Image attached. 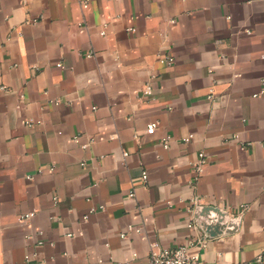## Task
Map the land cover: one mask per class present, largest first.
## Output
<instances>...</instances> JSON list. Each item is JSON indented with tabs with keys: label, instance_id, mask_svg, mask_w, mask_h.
I'll return each instance as SVG.
<instances>
[{
	"label": "crops",
	"instance_id": "1",
	"mask_svg": "<svg viewBox=\"0 0 264 264\" xmlns=\"http://www.w3.org/2000/svg\"><path fill=\"white\" fill-rule=\"evenodd\" d=\"M83 1L0 0V264H264V0Z\"/></svg>",
	"mask_w": 264,
	"mask_h": 264
},
{
	"label": "built area",
	"instance_id": "2",
	"mask_svg": "<svg viewBox=\"0 0 264 264\" xmlns=\"http://www.w3.org/2000/svg\"><path fill=\"white\" fill-rule=\"evenodd\" d=\"M82 4H83V7H87L88 6V0H84L82 2ZM101 33L105 34V31L103 30V31H101ZM88 55H91V53H89ZM159 61L164 65H172L175 61V58L171 54H166V55H161L159 58ZM59 65H61V63ZM144 93L146 95H151L153 93V88H152L151 84L147 83L145 85ZM255 96H257V94ZM210 97H212V95H210ZM55 103L59 104V103H61V100L56 99ZM39 122L40 121H35L32 118H30L26 121L27 125H29V126H32V125L39 123ZM156 125H157V123L152 124L153 127H155ZM80 137H81L80 135H76L74 137V141L80 142ZM192 138H193V135L191 134V135L184 137L183 141L184 142H190ZM91 140L92 139H89L88 143L87 142L83 143L82 147L86 148ZM170 141H171V136L166 135L162 138V145L165 148H168ZM205 162H206L205 154H204V152H200L198 154L197 161L194 163L195 180H198L199 177L204 172ZM82 165H85V163L82 162ZM147 178H148L147 172L143 171V173H142L143 181L146 182ZM131 196L134 197L135 193L131 192ZM192 202L196 204L197 199H192ZM101 208H103V206H101ZM95 210H96L95 208H92L90 210V212L92 213ZM33 216H34V212L24 213L21 215V220H23V221L29 220ZM189 227L194 228V227H197V225L194 221H192L189 224ZM121 237L126 238L127 234L122 233ZM202 246H205L204 241L202 242ZM27 258H29V257H27ZM148 260H149L148 264H200V256L198 254H190L189 247L185 244L178 245L175 248H167V247H161L159 245V243L154 242L151 245V250L149 253Z\"/></svg>",
	"mask_w": 264,
	"mask_h": 264
},
{
	"label": "water",
	"instance_id": "3",
	"mask_svg": "<svg viewBox=\"0 0 264 264\" xmlns=\"http://www.w3.org/2000/svg\"><path fill=\"white\" fill-rule=\"evenodd\" d=\"M194 218L209 237H217L223 233L235 231L238 227L237 218H230L228 211L214 205L196 206ZM248 264H256V262Z\"/></svg>",
	"mask_w": 264,
	"mask_h": 264
}]
</instances>
